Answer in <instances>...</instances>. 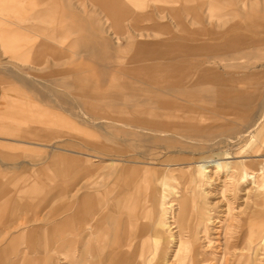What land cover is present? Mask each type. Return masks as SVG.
I'll return each mask as SVG.
<instances>
[{
    "label": "rangeland",
    "instance_id": "374dc122",
    "mask_svg": "<svg viewBox=\"0 0 264 264\" xmlns=\"http://www.w3.org/2000/svg\"><path fill=\"white\" fill-rule=\"evenodd\" d=\"M10 3L0 6V128L12 124L23 134L0 131V143L10 144H0L2 177L12 184L28 179L43 165L34 162L48 150L14 138L62 140L61 146L71 150L64 141H78L75 131L12 119L16 105L43 114L71 112L111 132L112 158H123L128 165L138 162L144 190L154 185L161 193L152 240L164 239V247L160 242V247L143 248L144 264H179L175 254L182 239L187 250L193 248L189 255L201 251L208 260L197 264H264V173L259 172V156L264 155V0H193L190 7H179L177 1L173 11L181 39L165 40L156 31L150 39L129 41L109 34L107 41L80 40L77 33L82 31L106 35L102 19L69 0L63 7L48 0L47 9L7 7ZM29 16L31 22H8ZM40 43L47 46L30 52ZM11 44L21 47L12 49ZM94 46L112 53V66L104 65L111 55L88 53ZM104 110L111 119H87L103 117ZM37 130L41 139L32 134ZM87 139L99 143L95 137ZM203 159L232 167L221 169L214 161L201 168ZM134 171L129 170V180ZM40 177L55 183L45 173ZM60 186L64 191L49 195L38 210L18 211L0 227L64 219L71 213L65 207L72 202L73 187ZM168 200L173 204L169 211Z\"/></svg>",
    "mask_w": 264,
    "mask_h": 264
},
{
    "label": "crops",
    "instance_id": "0c3cea01",
    "mask_svg": "<svg viewBox=\"0 0 264 264\" xmlns=\"http://www.w3.org/2000/svg\"><path fill=\"white\" fill-rule=\"evenodd\" d=\"M28 1L31 0H10L15 6L23 8L48 7V0H32L34 3L31 4ZM56 1L60 6H64V0ZM69 1L73 7L88 9V13H96L102 19L106 35L82 31L77 33L80 40L103 38L107 41L110 35V38L129 41L150 39L156 31H159L165 40L181 39V32L176 31L177 21L173 10L177 7V1L182 4L179 7H190L193 0ZM30 17H25L27 19L24 20L13 18L8 22H29ZM183 19L186 22L185 15ZM187 22L190 23L189 19ZM25 38L23 36L21 39ZM90 49L88 53L91 55H111L104 65L112 66L111 52L106 49L103 52L96 51L95 46ZM119 66H122V63ZM24 96L26 97H22L25 98ZM100 114L103 117L89 116L87 119H111L105 110ZM11 115L15 120L24 117L35 124H54V128H46L57 132L65 129L75 131L78 141H64L74 147L71 150L61 146L62 140L40 143L14 138L21 144H39L48 150L34 162V165H43L39 170L30 173L28 179L12 184L3 178L0 172V224L12 220L18 211L37 209L48 203L51 198L49 195L63 192L64 189L60 185L66 184L73 187L72 202L65 207V210H71V213L60 221H52L49 225L0 227V264H144L146 257L143 255V248L159 247L157 239L152 238L155 237L156 228L153 223L161 216V193L154 185L151 190H144L143 175L138 169L141 165L138 162L128 165L129 161L123 158H112L111 132L104 128L96 129L80 121L71 112L51 110L42 115ZM0 129L3 134L21 135L23 132L12 124H3ZM32 132L36 139L42 138V133L38 130ZM100 136H103V139L99 138ZM87 137H95L99 143L88 140ZM0 144L1 147L10 145ZM131 168H135V173L130 174L129 180ZM42 173L52 178L55 183L51 184L42 179ZM70 175L71 179L68 178ZM169 195L170 192L168 197ZM39 200L40 203L36 204ZM171 200L167 201L168 211L173 205ZM187 201L188 199L185 200ZM158 223L160 224V221ZM153 242L155 245H152ZM162 246L164 247V244ZM137 248L142 250V255L138 256ZM147 259L149 261V257Z\"/></svg>",
    "mask_w": 264,
    "mask_h": 264
},
{
    "label": "bare ground",
    "instance_id": "6f19581e",
    "mask_svg": "<svg viewBox=\"0 0 264 264\" xmlns=\"http://www.w3.org/2000/svg\"><path fill=\"white\" fill-rule=\"evenodd\" d=\"M6 1L7 0H0V6H2V5H4V4H6ZM11 4V6H7V7H10V8H17L18 7V5H14V4H12V3H10ZM210 7H211V5H210ZM28 8V7H27ZM6 23V22H5ZM4 25V24H3ZM5 30V29H4ZM1 31V30H0ZM9 37V39H7V40H10V36H8ZM2 38H5V37H2ZM41 45H44V46H47V44H42V43H40V44H35L32 48H31V51L30 52H35L34 50L35 49H37L38 47H40ZM17 47H21V46H17ZM16 47V45H13V44H11V46L9 45V48H12V49H16L17 48ZM160 79V78H159ZM162 79V78H161ZM165 80V79H164ZM205 82V81H204ZM203 82V83H204ZM262 88V87H261ZM183 90V89H182ZM179 91V90H178ZM190 91V90H189ZM191 92V91H190ZM258 92V91H257ZM256 92V93H257ZM12 95L11 93H8L7 95ZM187 94H189V92L187 93ZM186 94V95H187ZM193 95H195V94H193ZM239 97V96H238ZM245 97V96H244ZM250 97V96H249ZM153 98H155V97H153ZM235 104V103H234ZM31 107V108H30ZM30 107H27V108H23V107H21V106H18V105H16L14 108H13V110H11L12 111V113L13 114H16V113H30V114H37V115H42L43 113H40L37 109H35V108H32V106H30ZM264 108V107H263ZM4 110H7L6 112H7V114H8V112H9V109H4ZM262 110H264V109H262ZM0 111H2V109L0 110ZM4 112V111H3ZM49 112H51V111H49ZM47 113V112H46ZM45 114V113H44ZM253 115V114H252ZM136 117V116H135ZM139 118V117H138ZM135 120H139V119H135ZM141 120V119H140ZM110 121H112V120H110ZM114 121H116V120H114ZM103 122V121H102ZM124 123V122H123ZM126 123V122H125ZM98 124V123H97ZM41 124H38V126H40ZM95 125H96V122H95ZM133 125V124H132ZM136 125V124H135ZM139 124H137L136 126H138ZM41 126H44V125H41ZM98 126V125H97ZM100 126V125H99ZM139 126H141V125H139ZM156 126V125H155ZM53 128L55 127V125H53L52 126ZM144 127V126H143ZM145 127H147V126H145ZM125 128V127H124ZM149 128V127H148ZM152 128V127H151ZM127 129H128V126H127ZM139 129V128H138ZM143 131H146V130H143ZM164 131V130H163ZM157 132V131H156ZM161 132V131H160ZM158 133V132H157ZM146 134V133H145ZM165 134H167V133H165ZM162 135V134H161ZM164 135V134H163ZM160 136V135H159ZM167 136V135H166ZM136 137V136H135ZM187 139V138H186ZM132 140V139H131ZM160 146V145H159ZM162 148V147H161ZM173 152V151H172ZM170 153V152H169ZM140 155V154H139ZM259 158H263V159H260L261 160V162H260V168H259V172H263L264 173V155L263 156H259ZM215 160H200L199 161V163H200V167L201 168H203V167H207V165L209 164H206L207 162H214ZM216 162V161H215ZM216 165H218L217 167H219V168H221V169H223V168H228V170H229V168L230 167H232V166H229V162H226V161H219V162H216L215 163ZM234 167V166H233ZM201 168H199V170H200V174L202 173V170H201ZM133 171V170H132ZM139 171V170H138ZM207 171V170H206ZM253 175V178L254 179H256V175H254V174H252ZM248 175H246V177H247ZM251 176V175H250ZM183 202H184V199H183ZM185 203L183 204V209L185 210ZM184 210L182 211V213H181V216H183L184 215ZM185 216V215H184ZM177 228V227H176ZM198 230L196 229V232H197ZM108 232V231H107ZM159 234V233H158ZM161 235V234H160ZM179 235V234H178ZM197 235L198 234H196L195 236H194V238L196 237V239L198 238L197 237ZM96 236V235H95ZM181 237V236H180ZM178 238V237H177ZM193 238V239H194ZM187 239H189V238H187ZM193 239H189V240H193ZM178 240H180V239H178ZM162 243V244H164V242H165V240L163 239V240H161V241H156V243L157 244H159V243ZM179 242V241H178ZM197 244H198V242H197ZM186 245V241L184 240V239H182V240H180V242H179V244H178V249L176 250V259L179 261V264H197L200 260L203 262V261H205V262H207L208 260H207V258H204V255H203V253H201V251L198 253V255L195 257H193V256H191V255H189L188 254V252H192V250H193V248L191 249V247H189V249L187 250V247L185 246ZM201 244H199V245H196L197 247H196V250L198 249V246L199 247H202V246H200ZM160 247V246H159ZM148 250V249H147ZM221 251V250H220ZM191 257H193V260H192V258ZM200 257H202L203 259H199ZM193 262V263H192Z\"/></svg>",
    "mask_w": 264,
    "mask_h": 264
}]
</instances>
